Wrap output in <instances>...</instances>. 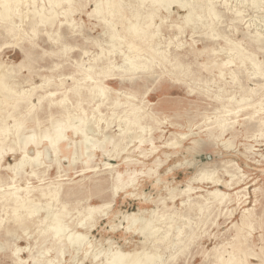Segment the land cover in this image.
<instances>
[{
    "label": "rangeland",
    "instance_id": "374dc122",
    "mask_svg": "<svg viewBox=\"0 0 264 264\" xmlns=\"http://www.w3.org/2000/svg\"><path fill=\"white\" fill-rule=\"evenodd\" d=\"M54 1L45 0L42 4L39 0L38 6L48 7L49 3ZM132 1L134 5L137 4L135 0ZM225 1L226 4L221 0L216 1V9L223 15L216 24V29L224 32L225 38L222 36L210 39L212 37L204 34L200 22L194 30L191 24L190 27L186 26L180 30L186 11L177 4L167 9L165 0V7L155 19L157 26L163 21L160 32H156L158 36L154 42L155 48L148 47V44L140 46L139 57L134 59V63L143 66L154 53H165L167 58L160 55L150 70L139 69L127 73L122 69L114 70L111 76L102 80L109 97L103 98L105 101L100 112L91 111L101 101L98 97L90 106L84 105L88 113L87 121L83 123L79 119L74 120L76 128L81 127V135H75L73 129L68 133L67 140L71 141L66 143L70 148L73 147V153L76 154L74 162L71 164L69 161L72 158L69 157L62 158L61 164H58V158L51 151L49 158L42 159V164L38 166L43 172V180L40 182L35 176L28 177L29 187H40L51 182L53 185L60 183L63 189L92 186L80 196L83 200L81 205L103 207V214H98V223L89 233V242L82 246L78 254L66 250L64 259L58 257L60 264H81L82 261L83 264H95L93 255L100 251L99 258L102 259L110 247H120L124 252L155 253L156 250L152 248L154 238L146 243V238L142 235L126 231L129 221L124 217L138 215L140 212L141 216L146 218V221L150 219L153 225L164 217L161 225H157L161 228L158 237L168 234V240L158 250L164 257L162 264H213L217 259L211 252L217 246L221 247L222 253L227 256V252L232 251V247L227 244L234 242L236 236L233 226L241 223L245 209L253 213L254 230L248 235L247 245L242 246V249L249 247L256 252L264 243V110L255 113V110L260 109L261 103L264 108V78L244 73V69L238 64L228 66L223 74L217 69L211 73L201 67L204 62L211 66L213 62L210 59L220 61L225 57V51L220 50L226 47L227 40H244L257 59L264 61V48L260 49L249 43L256 32L264 37V0L258 6L246 5L245 0ZM67 5L68 2H64L62 8L65 9ZM229 7L242 10V18L233 20L234 17L228 11ZM94 9L95 1L89 0L84 9L72 14L68 23L66 17L60 14L52 29L53 33L52 30L48 33L47 26L41 25L35 37L29 27L24 26L29 34H25L22 41L5 35L0 36V62L9 67L6 76H28V71L22 65L31 63V82L43 85L34 91L32 102L36 108L31 114L23 111L22 115L34 117L38 112L41 113V120L44 121L42 126H33L38 132L44 127H49L50 122L58 115L53 112L54 117H50V114L42 113L44 107L38 105V96L53 91L57 102L65 96L67 102H77V91H83L96 83L94 80H84L85 74L79 71V67H92L93 72L100 73L110 64L120 65L129 55L136 54L129 53L126 47L127 42L132 39L130 37L128 40L126 38L124 43H115L117 49L110 53L114 49L111 48L114 43L109 40L106 32L117 30L123 33L124 21L116 20L114 26L106 27L103 18L108 19V16L90 17ZM7 15H3L2 19L9 18ZM16 20L20 22L21 19ZM51 22L54 21H47L45 24ZM173 22H177L178 27H170ZM3 24L1 21L0 26ZM30 40L32 45H28ZM211 48H216L218 53H212ZM37 57L39 58L35 63ZM175 59L182 63L181 66L176 67ZM46 79H49L50 83L46 84ZM60 80L63 81V88L58 84ZM242 97H246L248 103L255 106L241 107L235 100ZM114 100L120 104L113 107ZM132 108H136V113L143 116L136 124H131ZM80 112V108H77L73 114ZM146 113H152L153 117ZM126 121H129L127 125ZM7 123L14 126L15 121L10 118ZM222 124L226 125V128L225 132L220 133L219 126ZM28 125L33 124L30 122ZM82 134L89 135L92 144H99L98 141H102L105 136L110 142L100 143L97 150L79 158L81 149L78 143ZM133 134L143 135L145 142L133 140ZM43 142L44 144L39 146L40 150L47 144L46 141ZM28 153L33 157L36 146L31 144ZM20 159V152H6L0 163V170L11 175L10 167L13 168ZM85 161H88L86 165ZM229 161L238 164L240 171H236V174L239 173V179L243 180L232 190L221 184L218 188L231 196L241 192V195H247V199H244L240 206L228 203L225 208L209 207L198 196L206 195V191L213 190L215 186L194 179L204 169H213L215 177L230 182L232 178L226 173L225 167V163ZM229 169L232 171L234 168L232 166ZM82 170L84 172H81ZM27 172H30V168L25 166L24 172L21 173L23 179L27 178ZM119 174L123 175L122 179L125 181L130 178L133 180L114 197ZM189 185L195 189L190 194L188 204L194 208L193 211H190L188 206L181 207V202L186 197L180 196L181 191ZM21 186H26V183ZM97 186L102 189L96 188ZM170 189H174L173 195L177 196L175 200L170 199ZM160 199H166L167 207ZM199 207L203 208L201 213L197 211ZM152 211H157L155 217H152ZM104 213L107 216H103ZM70 218H78L77 212L73 211ZM189 220L192 222L190 225ZM140 221L141 217L136 224ZM180 230L185 233L181 242L176 238ZM245 231H249L248 228ZM43 237L44 235L35 238L33 236L20 241L9 239L7 242L1 238L0 241L5 243V250L10 251L15 243L21 248H26L30 244L34 246L35 239L41 242ZM175 240L176 245L171 246ZM86 253H89V256L84 260ZM28 254L25 251L22 257L26 259ZM53 256L57 254L53 252ZM252 262L258 263L256 260ZM0 264L12 262L0 260ZM28 264H33V261Z\"/></svg>",
    "mask_w": 264,
    "mask_h": 264
},
{
    "label": "bare ground",
    "instance_id": "6f19581e",
    "mask_svg": "<svg viewBox=\"0 0 264 264\" xmlns=\"http://www.w3.org/2000/svg\"><path fill=\"white\" fill-rule=\"evenodd\" d=\"M40 1H42V4L45 3V0ZM94 1L95 9L90 14V17L102 18L103 16H108V19L103 18L104 26L106 27L114 26L117 23L116 20L124 21L122 27L123 33L117 30L114 32H106L109 40L114 43L111 47L114 49L111 50L110 53L117 49V44L115 43H124L126 38L128 40V37H130L132 39L127 42L126 47L129 53L132 52L136 54L129 55L120 65L110 64L107 68L102 69L100 73L93 72L92 67L89 69L83 68V66L79 67V71L85 74L84 80H94L96 83L83 91L75 92L77 102H67L66 96L57 102L55 99L56 94L53 91L50 92V94L38 96V105L44 107L43 110L40 108L39 111L42 110V113L50 114V117H54L55 113L58 114L54 117L55 119L50 122L51 125L49 127H44V129L39 132L34 129L35 127H41L44 122L41 120L42 117L39 112L34 117H26L27 115L22 117L23 111L31 114L33 109L36 108V105L32 102L35 96L34 91L43 86L31 82L33 81L31 80L33 78L31 71L33 66L31 63L22 65V67L28 71V76L8 77L6 76L9 68L8 65L0 62V163L8 151H13L17 154L20 152L21 155L19 162H17L13 168L10 167L9 170H11V175L0 170V240L3 239V241L6 242L9 239L20 241L23 239L28 240V238L33 236L35 238L36 236L44 235L41 242L35 239L34 246L30 244L26 248H21L15 243L14 248L12 250L10 249V251H6L5 243L0 241V258H3L0 260H10L12 264H28L29 261H33V264H60L58 257L60 256L64 259L66 250H70L69 253L74 252L78 254L82 246L89 242V233L98 223V214H103V207H83V205H81L83 200L80 196L86 193V191H89L92 186L81 189H63L60 183L53 185L51 182L44 186H42V184L40 187H29L28 177L35 176L40 182L43 180V172L38 169V166L42 164V159L49 158V152L51 151L58 158V164H61L62 158L69 157L72 158L69 162L71 164L74 162L76 154L73 153V147L70 148L69 144H67L71 141L67 140L68 133L73 129L75 135H81L79 132L81 127L76 128L74 120L79 119L83 121V123L87 121L86 118L88 113L84 105L90 106L98 97H100L101 101L97 103L96 108L91 111L100 112L105 101L103 98L107 99L109 97L107 87L102 85V80L111 76L114 70L122 69L126 73L139 69L143 71L150 70L152 65L159 59L160 55L167 58L165 53H154L149 56L148 61L143 66L134 63V59L139 57V51L141 50L140 46L148 44V47L155 48L156 44H154V42L158 36L156 32H160L163 24L162 21V23L157 26L155 19L159 17L160 10L165 7V0H135L137 3L136 5L132 3V0ZM201 1L204 0H166V8L168 9L177 4L186 11L182 25L179 27L180 30L186 26L190 27V24L193 26L194 30L196 24L200 22L204 28V34L208 37H212L210 39L222 36V38H225V33L219 32L216 29V24L219 23L223 16L216 9L217 0H207L205 3ZM221 1H223L224 4L227 3L225 0ZM261 1L262 0H245L244 4L258 6ZM64 2H68L65 9L62 8ZM87 2H89V0H55L49 3L48 7H39V0H0V23L1 21L4 23L3 26H0V36L5 35L22 41L25 34H29V31L32 33V36H37L41 25L47 26L46 31L50 33L60 14L66 17L68 23L70 22L69 18L72 14L82 8L84 9ZM59 8L61 10H58ZM58 11L61 13H58ZM228 11L234 17L233 20L242 18L243 11L240 9L237 8L236 10V8L229 7ZM7 14L9 18L5 17L2 19L3 15ZM17 18L21 19L20 22L16 20ZM51 20L54 22L45 24L47 21ZM24 22L26 25H24ZM24 26H28L29 31L24 29ZM48 27L50 30H48ZM170 27H178L177 22H173ZM20 28L23 29L21 30ZM234 28L236 29L237 26H234ZM216 32L217 34H215ZM28 43V45H32V40L28 41ZM249 43L250 45L253 43L258 48L263 49L264 37L256 32L254 36L250 38ZM136 50H138V52H136ZM210 51L212 53H218L216 48H211ZM220 51H225L226 55L223 59L220 61L215 58L210 59L213 62L211 66H208V63L206 64L204 62L201 64V67L206 68L211 73L217 69L223 74L225 68L233 64H238L244 69V73L247 72L251 76L260 75L264 78V61L257 59L256 55L245 45L244 40H227L226 47L222 48ZM59 53H61V51ZM38 58L39 57L34 60L35 63L38 61ZM175 61L176 67L181 66L182 63L178 59H175ZM249 66H251V68H249ZM44 82L46 84L50 83L49 79L44 80ZM59 82V86L63 88V81L60 80ZM27 88L28 90L26 91ZM250 92H253V90H250ZM232 100H235V98H232ZM43 101H45V103ZM235 102L240 104L243 108L255 106L253 103H248L246 97L235 100ZM241 103L244 104L242 105ZM119 104L117 100H114L112 103L113 107ZM260 106V109L255 110V113L264 110L262 103ZM77 108H80L81 112L75 115L73 112L77 110ZM131 112H133L131 124L138 123L143 116L136 113V108H132ZM17 113L19 115H16ZM146 114L149 117H153L152 113ZM10 118L14 119V126H10L7 123ZM30 122L33 125L29 126L28 123ZM100 122L101 121H99V123ZM128 122H125L126 125ZM225 128L226 125H220V133L225 132ZM88 136L82 134L81 141L78 143L81 149L80 157L78 156L79 158H82L81 156L83 154H88V152L97 150L100 147V143L110 142V139L105 136L102 141H98L99 144H92ZM131 137L133 140H138L140 143L145 142V137L141 134H133ZM43 141H46L47 144H45L43 150H40L39 146L44 144ZM31 144L36 146V153L33 157H30L28 153V147ZM174 146H176V144H174ZM87 163L88 161L84 162L85 165ZM208 164H212V162H208ZM25 166L30 168V172H27V178L23 179L21 173L24 172ZM232 166L234 169L231 171L229 168ZM225 167L227 168L226 173L232 178L230 182H224L215 177L213 169H204V171L194 179L209 182L215 186L213 190L206 191V195L198 196V198L202 199L204 204L209 207L225 208L228 203H236L240 206L244 203V199H247V195H241V192H237L235 196H231L230 193L218 188L221 184L229 190H232L235 185L241 183L243 180L239 179V173L236 174V171H240V167L237 163L229 161L225 163ZM1 168L2 166L0 164V169ZM81 172H84V170ZM122 176L123 175L119 174L117 177L118 184L114 188V197L133 180L130 178L125 181L122 179ZM22 183H26V186H21ZM98 187L99 186L96 188ZM172 190L174 189L169 190L171 194L170 199L175 200L177 196L173 195ZM194 190L195 189L189 185L185 190L181 191L180 196H186L181 202L182 208L188 206L190 203V194H192ZM74 197L76 198L74 199ZM160 202L167 207L166 199H160ZM188 207L190 211L194 210L191 205ZM73 211L77 212L78 218H70ZM197 211L201 213L203 208L199 207ZM250 211L249 209H245L242 214L241 223H236L233 226L236 229V236L234 237V242L227 244L232 247V251L227 252L226 256L222 253L221 247H214L211 253L214 258L217 259V262H213V264H264V243H262L261 247H259V250L256 252H253L249 247L242 249V246L247 245L248 235L250 236L252 234L251 231L254 230V217L253 213ZM156 214L157 211H152V217H155ZM103 216H107V214L104 213ZM140 217L142 221L136 224L140 220ZM124 219L129 221L126 231H133L134 233L142 235L146 238V243L149 242V239L154 238L152 248L156 250V252H124L120 247H110V249H107L108 252H105V256L102 259L99 258L100 251L97 252L96 255H93L94 263L162 264L164 257L162 254L158 253V250L161 245L168 240V234L158 237L157 235L161 228L157 225H161L164 217H161L162 220H159L155 225L151 223L150 219L146 221V218L141 216V212L138 215H127ZM133 219H135V221ZM132 220L133 222L131 223ZM191 223L192 222L189 220L188 224L190 225ZM247 228L249 231H245ZM184 234L185 233L180 230L176 238L181 242V238ZM174 245H176V240L171 243V246ZM187 248L188 246H186V249ZM34 249L36 250L35 253L33 252ZM25 251L29 253L26 259L22 257ZM53 252H55L57 256H53ZM183 253L184 251H182V254ZM73 255L74 254H72L71 258H73ZM88 256L89 253H86L84 260L87 259ZM252 260H256L258 263H254ZM81 264H83V261Z\"/></svg>",
    "mask_w": 264,
    "mask_h": 264
}]
</instances>
